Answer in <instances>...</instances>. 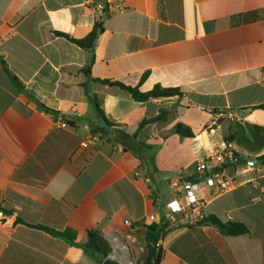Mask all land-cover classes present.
Masks as SVG:
<instances>
[{
  "label": "crops",
  "instance_id": "obj_1",
  "mask_svg": "<svg viewBox=\"0 0 264 264\" xmlns=\"http://www.w3.org/2000/svg\"><path fill=\"white\" fill-rule=\"evenodd\" d=\"M96 1L108 0H0V264H98L30 226L74 230L80 244L97 230L124 263L145 260L146 227L168 212L156 207L161 184L178 174L197 180L190 167L233 123L264 128V110L255 109L264 106V0H127L104 14L92 10ZM96 22L104 30L93 79L183 96L136 102L90 82L81 72L88 54L56 33L82 39ZM90 96L115 126L98 118ZM178 124L195 137L176 134ZM92 134L100 143L82 148ZM246 176L227 193L204 185L200 197L206 219L241 223L249 233L169 224L161 264H264V178Z\"/></svg>",
  "mask_w": 264,
  "mask_h": 264
},
{
  "label": "trees",
  "instance_id": "obj_2",
  "mask_svg": "<svg viewBox=\"0 0 264 264\" xmlns=\"http://www.w3.org/2000/svg\"><path fill=\"white\" fill-rule=\"evenodd\" d=\"M103 24L101 22H96L92 31L82 39L73 38L67 34L59 33L58 36L65 37L71 43L80 47L83 51L88 54V61L81 72L88 78L90 82L98 83L103 86L113 85L121 91L128 93L136 102H147L151 99L160 98H172V97H182L183 92L178 88H164L161 85H156L151 91L142 92L140 86L130 87L118 82H111L110 80H98L92 78V67L95 63V47L99 36L103 32ZM148 73H145L141 78V84L147 79ZM13 81L16 85L23 89V85L19 80L12 76ZM84 88L87 85H83ZM90 102L95 108L98 118L108 127L115 126V123L110 120L103 109V103L97 96H90ZM43 109L48 110V108L43 107ZM255 109L264 110V106L255 107ZM163 114V113H162ZM161 118V116H160ZM159 119V118H158ZM152 121H143L140 127L145 126ZM215 129V126L212 127ZM176 134L183 138H194L195 133L188 126L183 124H178L176 126ZM227 142L236 145L241 152H244L251 156H259V159L263 161L264 155H261L264 151V128L260 126H255L251 124L233 123L230 126V133L225 139ZM238 155L245 156L243 153H237ZM159 196L155 197L156 207L159 209ZM211 224L216 225L222 234L226 236H240L249 233V229L241 223H222L217 217L211 216L204 220ZM18 223L24 222L21 219L17 220ZM30 226V225H29ZM33 228H38L55 237H61L66 242L74 247H78L84 251L90 258L96 261L98 264H118L115 261H111L108 257L112 252V247L109 241L97 230H90L87 233V241L84 244L77 242V233L74 230L68 229L64 232H58L43 226H30ZM169 227V222L167 217L163 214L161 216L160 222L152 223L146 227V242H147V257L145 260H139L136 264H161L163 258V250L158 247L157 244L164 238L167 233V228Z\"/></svg>",
  "mask_w": 264,
  "mask_h": 264
},
{
  "label": "built area",
  "instance_id": "obj_3",
  "mask_svg": "<svg viewBox=\"0 0 264 264\" xmlns=\"http://www.w3.org/2000/svg\"><path fill=\"white\" fill-rule=\"evenodd\" d=\"M127 0H108L107 2L96 1L92 10L96 14H104L107 11L117 12L123 9ZM59 125L64 126L62 121ZM102 140L100 134H92L81 142L82 148L95 147ZM264 155V152L261 154ZM235 144L222 140L218 147L211 150L205 157L196 162L198 179L194 180L182 174L173 176L169 180V187L173 190L172 199L167 203V220L169 224L182 226H195L206 219L204 212L205 203L200 197L201 183L220 193H227L238 187V175L256 176L253 182L259 183L264 178V164L251 165L245 162L237 164ZM259 158V156H256ZM230 220L231 216H227ZM160 247V242L157 244ZM118 264H127L120 259L118 249L115 247L113 253L108 257ZM130 264H132L130 262Z\"/></svg>",
  "mask_w": 264,
  "mask_h": 264
},
{
  "label": "rangeland",
  "instance_id": "obj_4",
  "mask_svg": "<svg viewBox=\"0 0 264 264\" xmlns=\"http://www.w3.org/2000/svg\"><path fill=\"white\" fill-rule=\"evenodd\" d=\"M215 135L217 134V133H214ZM236 150H239V148H236ZM135 151H137V153H139L140 152V149H137V150H135ZM153 153H155V150H154V148H151V149H149V150H146V152H145V154L146 155H148V156H151V155H153ZM190 170L191 171H195L196 170V165L194 164L192 167H190ZM155 173H157V172H155ZM160 172L159 173H157L155 176H156V179L158 180L159 178H161V176H160ZM250 175H248V176H246V177H249ZM171 177V176H170ZM204 186V184L203 183H201V190L204 188L203 187ZM154 188H155V186H154ZM161 189H162V196H160L159 197V200H158V203H159V205H160V203L161 204H167L171 199H172V196H173V190L168 186V184H166V183H162L161 184ZM165 215H166V217L168 216V212H166L165 213ZM110 243V242H109ZM110 245H111V247H112V252L110 253V255L113 253V245L110 243ZM109 255V256H110ZM131 260H130V262L132 263V264H136V262H135V258H130Z\"/></svg>",
  "mask_w": 264,
  "mask_h": 264
},
{
  "label": "water",
  "instance_id": "obj_5",
  "mask_svg": "<svg viewBox=\"0 0 264 264\" xmlns=\"http://www.w3.org/2000/svg\"><path fill=\"white\" fill-rule=\"evenodd\" d=\"M245 162L251 165H261L263 164V161L259 158H256L254 156H239L237 157V164L242 165ZM204 222H199L198 225H202Z\"/></svg>",
  "mask_w": 264,
  "mask_h": 264
},
{
  "label": "bare ground",
  "instance_id": "obj_6",
  "mask_svg": "<svg viewBox=\"0 0 264 264\" xmlns=\"http://www.w3.org/2000/svg\"><path fill=\"white\" fill-rule=\"evenodd\" d=\"M127 261H128V263L127 264H130V261H129V259L127 258Z\"/></svg>",
  "mask_w": 264,
  "mask_h": 264
}]
</instances>
